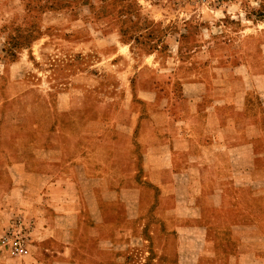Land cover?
I'll return each instance as SVG.
<instances>
[{
  "label": "crops",
  "instance_id": "0c3cea01",
  "mask_svg": "<svg viewBox=\"0 0 264 264\" xmlns=\"http://www.w3.org/2000/svg\"><path fill=\"white\" fill-rule=\"evenodd\" d=\"M251 27L168 72L137 48L143 72L43 94L35 62L34 135L0 136V238L27 253L0 264H264V16Z\"/></svg>",
  "mask_w": 264,
  "mask_h": 264
},
{
  "label": "rangeland",
  "instance_id": "374dc122",
  "mask_svg": "<svg viewBox=\"0 0 264 264\" xmlns=\"http://www.w3.org/2000/svg\"><path fill=\"white\" fill-rule=\"evenodd\" d=\"M263 16L264 0H0V91L4 94L0 136L23 144L34 135L30 127L34 117L28 108L39 89L35 78L41 79L35 62L38 71L50 77L49 82H37L42 83L43 94L62 82L66 85L59 80L66 74L131 76L143 72L139 48L151 51L162 46L163 62H168L166 55L176 60L201 53L207 43L208 50L220 53L221 43L235 45ZM121 41L133 42L132 52H126V65L115 60L119 54L124 57L125 48L116 49ZM93 57L101 58L100 62L95 64ZM20 58L11 68L10 63ZM173 65L170 59L166 72ZM85 83L94 84L89 79ZM58 118L54 116L53 128ZM9 232L21 235L26 245L25 236L15 229L0 240ZM0 249L9 254L7 248Z\"/></svg>",
  "mask_w": 264,
  "mask_h": 264
},
{
  "label": "built area",
  "instance_id": "2783aa9c",
  "mask_svg": "<svg viewBox=\"0 0 264 264\" xmlns=\"http://www.w3.org/2000/svg\"><path fill=\"white\" fill-rule=\"evenodd\" d=\"M0 246L7 248L12 256H23L27 253L24 238L18 233L9 232L0 240Z\"/></svg>",
  "mask_w": 264,
  "mask_h": 264
}]
</instances>
